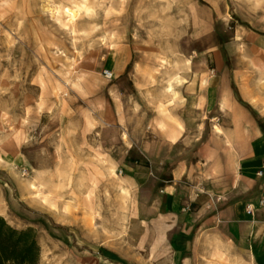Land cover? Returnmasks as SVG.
Returning a JSON list of instances; mask_svg holds the SVG:
<instances>
[{
	"label": "rangeland",
	"instance_id": "1",
	"mask_svg": "<svg viewBox=\"0 0 264 264\" xmlns=\"http://www.w3.org/2000/svg\"><path fill=\"white\" fill-rule=\"evenodd\" d=\"M253 32L264 0H0V215L39 264H165L103 119L127 139L171 124L187 71L213 74L224 40L247 64Z\"/></svg>",
	"mask_w": 264,
	"mask_h": 264
},
{
	"label": "crops",
	"instance_id": "2",
	"mask_svg": "<svg viewBox=\"0 0 264 264\" xmlns=\"http://www.w3.org/2000/svg\"><path fill=\"white\" fill-rule=\"evenodd\" d=\"M253 33L247 64L228 63L224 40L213 74L187 71L171 124L127 139L120 118L103 119L165 264H264V32Z\"/></svg>",
	"mask_w": 264,
	"mask_h": 264
},
{
	"label": "trees",
	"instance_id": "3",
	"mask_svg": "<svg viewBox=\"0 0 264 264\" xmlns=\"http://www.w3.org/2000/svg\"><path fill=\"white\" fill-rule=\"evenodd\" d=\"M111 262L125 264L107 253ZM40 247L32 228L18 229L0 215V264H39Z\"/></svg>",
	"mask_w": 264,
	"mask_h": 264
},
{
	"label": "built area",
	"instance_id": "4",
	"mask_svg": "<svg viewBox=\"0 0 264 264\" xmlns=\"http://www.w3.org/2000/svg\"><path fill=\"white\" fill-rule=\"evenodd\" d=\"M103 76L105 77V78H107V79H111L112 78V76H113V74H112V72L110 71V70H103ZM258 176H261L262 175V171L261 170H259V171H257V173H256ZM261 203H264V201H262ZM185 209H187V208H185Z\"/></svg>",
	"mask_w": 264,
	"mask_h": 264
}]
</instances>
